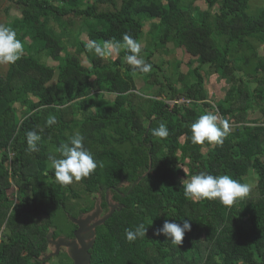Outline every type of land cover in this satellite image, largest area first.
Instances as JSON below:
<instances>
[{"label": "trees", "instance_id": "trees-1", "mask_svg": "<svg viewBox=\"0 0 264 264\" xmlns=\"http://www.w3.org/2000/svg\"><path fill=\"white\" fill-rule=\"evenodd\" d=\"M119 1L0 0L18 5L6 26L24 44L21 59L0 75V264H45L49 234L74 237L77 228L72 221L69 232L58 227L56 210L89 214L98 194L108 213V191L121 208L97 227L93 264H264V122L250 119L258 113L264 121V7L253 13V0ZM70 16L82 19L77 30ZM124 34L145 43L149 73L134 71L125 48L107 58L88 49L93 41L122 42ZM176 49L191 57L182 83L170 81L167 67L183 60H154ZM215 74L229 86L219 100L206 87ZM141 88L158 89L150 96ZM209 111L228 121L229 135L222 145H194L191 125ZM161 122L166 138L151 135ZM30 131L41 137L35 152L28 151ZM76 133L97 168L62 186L48 157L59 158L57 149ZM201 172L240 183L253 177L256 188L230 207L185 198L184 176ZM80 201L86 206L77 208ZM184 219L191 231L181 246L155 235L165 220ZM141 223L146 236L127 241L125 230Z\"/></svg>", "mask_w": 264, "mask_h": 264}, {"label": "clouds", "instance_id": "clouds-1", "mask_svg": "<svg viewBox=\"0 0 264 264\" xmlns=\"http://www.w3.org/2000/svg\"><path fill=\"white\" fill-rule=\"evenodd\" d=\"M121 48L127 49L128 54L125 56V60L133 66L134 71L138 70L141 73L151 71V64L146 63L141 56V44L128 34L123 35L122 42L113 39L104 41L102 45L95 41L88 45L89 51H94V54L100 58H107L119 53ZM23 54L24 44L17 38L16 31L10 26L0 24V64H15ZM54 123H56V118L50 115L47 124ZM229 132L228 121L221 120L217 114L209 111L199 116L191 125V142L194 145H204L205 142L209 145H222ZM151 135L166 138L169 135L166 124L161 122L159 127L152 129ZM26 136L28 151H38V142L41 137L35 131L28 132ZM57 151L60 153L59 158L49 155L48 159L54 169L56 181L62 186L71 185L74 181L78 182L89 177L97 168V162L84 147V137L79 133L71 136L68 142L62 144ZM181 184L187 199H218L222 205L229 207L246 197L250 192V185L247 183H240L228 175L217 176L203 172L191 176L190 179L182 180ZM147 230L141 223L134 229H126L125 237L127 241L135 242L137 239L145 237ZM190 231L191 223L188 219H184L182 223L165 220L163 227L157 229L155 235H163L167 240H171L173 245L181 246L185 233Z\"/></svg>", "mask_w": 264, "mask_h": 264}, {"label": "rangeland", "instance_id": "rangeland-1", "mask_svg": "<svg viewBox=\"0 0 264 264\" xmlns=\"http://www.w3.org/2000/svg\"><path fill=\"white\" fill-rule=\"evenodd\" d=\"M118 3H120L119 0H118ZM198 4L200 6H202L204 9L207 8V5L203 2H199ZM251 6H252L251 10L254 13L257 9L264 7V0H253ZM19 14H20L19 7L16 3H11V2L0 3V24L6 25L10 21H12V19L14 17L18 16ZM66 20L74 21L73 29H75V30H77L79 28V26L81 25V22H82V19L73 18V16L66 17ZM149 28H150V23H148L145 26V30L148 31ZM57 29H58V31H61V29L59 27H57ZM84 38L87 39L86 35H84ZM64 41L66 42L67 39H65ZM68 45H69V43H68ZM144 45H145V43L141 44L142 47ZM171 46L172 45H170L169 47H171ZM116 56L117 55L114 54V57H116ZM41 59L44 63L49 64V65H56L57 64L47 56H43ZM162 59H165V60H168L171 62L183 60L181 62V64H179V65L172 64L169 67H167L171 73L170 81L174 82L176 80V81H179L180 83H182V80H181L179 75L181 73H186L188 71L187 64H188L189 60L191 59L190 55L188 53L184 52V50H182V49H176V52H171L168 55H165L163 52H158L157 56L154 57V60H156L157 62H161ZM8 68H9V65L0 64V75H2V76L5 75L6 72L8 71ZM137 81H138L139 86L144 85V83L142 82V80L139 77H137ZM206 83H207L206 87H207L210 95L211 94L214 95V97H216L215 98L216 100L222 99L225 96V93L229 87L228 84L226 83V81L220 79L219 76L216 74L209 77V79L206 81ZM156 89H158V88H154V89L153 88H149V89L141 88V91L143 93H145L147 95L149 94L151 96V95H154V91ZM171 105L174 106L175 104L172 102ZM258 117L260 118V114L253 113L250 116V119L251 120H258V123H263L264 122L263 118L258 119ZM190 178H191V176H184L183 180L190 179ZM247 184L250 185V188H253V189L256 188V181L253 177L249 178ZM98 199H99L98 194L94 195L91 199V201L95 202V206H96ZM74 201H76V200H74ZM74 204H76V202H74ZM82 206H86V203L84 201H80L79 207H77V208H80ZM95 206H94V209H95ZM73 214H76V213L73 212ZM105 214H106V211L104 209H102L100 218L104 217ZM68 216H69V214L64 213L63 211H61V209H60V211H59V209H57L56 214L54 216V221L58 227H59V225H62L63 227L66 228V231L69 232L70 229H73L71 221L75 220L77 217L76 216L72 217V215H71V216H69L71 218H69ZM60 250H62V248ZM63 255L64 254L59 256V264H61V261L65 258V257H63ZM54 263H55V260L54 261L52 260L51 262H49V264H54Z\"/></svg>", "mask_w": 264, "mask_h": 264}, {"label": "water", "instance_id": "water-1", "mask_svg": "<svg viewBox=\"0 0 264 264\" xmlns=\"http://www.w3.org/2000/svg\"><path fill=\"white\" fill-rule=\"evenodd\" d=\"M123 183L127 185L128 182L123 180V182L119 184V187H121ZM106 200L110 207V211L105 214L104 217L100 218L103 207L102 196L99 195L95 209L91 213L82 215L72 221L78 226V229L74 233L76 237L75 240H70L69 238L61 236L54 241L51 239L53 234L52 231L48 238L50 239V251L54 253L45 255L46 259L54 256L56 251L60 252L61 248H66L74 264H92L89 250L94 247L97 227L105 223L114 214L116 209L121 208L120 204L112 200L110 191L107 192Z\"/></svg>", "mask_w": 264, "mask_h": 264}, {"label": "flooded vegetation", "instance_id": "flooded-vegetation-1", "mask_svg": "<svg viewBox=\"0 0 264 264\" xmlns=\"http://www.w3.org/2000/svg\"><path fill=\"white\" fill-rule=\"evenodd\" d=\"M106 214H107V212H106ZM82 215H83V214L79 215L78 217H80V216H82ZM77 229H78V226H77L76 230H77ZM76 230H75V231H76ZM75 231H74V233H75ZM63 237L69 238L70 240H75V239H76L75 235H74V237H68V236H63ZM58 239H59V238H58ZM56 240H57V239H56ZM54 241H55V240H54ZM89 252L91 253V249L89 250ZM50 253H54V252L51 251ZM50 253H49V254H50ZM62 254H64L63 257H65V259H66L67 262H71L72 264H74V262H73V260H72V258H71V256H70V254H69V252L67 251L66 248H62V250H60V252L56 251V252H55V255L52 256V257H50L49 259H46V256H43V257H41V260H43V261L48 260V261L45 262V264H49V262H51L52 260H53V261L55 260V263H54V264H59V256H61ZM91 260H92V254H91ZM61 264H62V263H61ZM92 264H93V262H92Z\"/></svg>", "mask_w": 264, "mask_h": 264}]
</instances>
